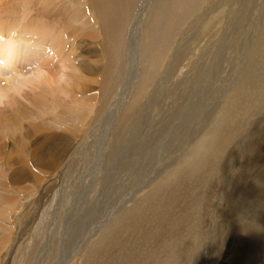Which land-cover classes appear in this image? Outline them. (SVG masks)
Masks as SVG:
<instances>
[{
    "label": "rangeland",
    "instance_id": "1",
    "mask_svg": "<svg viewBox=\"0 0 264 264\" xmlns=\"http://www.w3.org/2000/svg\"><path fill=\"white\" fill-rule=\"evenodd\" d=\"M153 1L150 10L142 9L145 0L137 2L132 14L129 9L130 33L138 22L135 35L127 38L124 30L120 37L115 52L118 60L105 96L100 90L101 30L88 0H0V35L7 52L0 64L3 77L15 72L17 77H28L38 71L33 59L23 57L25 46L11 40L29 19L32 28L43 21L44 26L67 35L69 39L62 40L65 51L72 49V42L80 44L73 57L82 56L85 61L70 64V74H78L76 66L80 64L83 75L73 78L66 91L50 93L53 95L40 103L38 111L30 105H25L29 113L24 114L16 104L5 108L10 117L6 115L0 123V264H63L67 258L68 264H255L247 255L256 253L263 255L260 260L264 262V248L252 245L255 239L251 238L256 215L263 218L264 225V201L258 205L261 209L255 207L264 200V183L257 187L254 181L264 176V159L258 160L257 155L264 158V55H258L253 68H249L247 55L261 39L258 17L264 15V1H212L213 6L221 5L223 16L225 13L227 28L221 47H227L228 57L224 52L218 57L208 39H196L207 15L206 0ZM8 26L12 29L4 31ZM29 26L21 35H33ZM143 31L149 39L142 45ZM90 35L96 40L89 41ZM198 44L207 49H202L201 59L189 65L191 48ZM173 47L170 58L167 53ZM154 59L156 63L164 60L156 82L149 95L137 102L136 86L141 76H148L142 67L153 64L149 61ZM244 80L249 83L248 90L238 88ZM103 97L107 102L97 114ZM131 97L138 106L133 119L120 128V116L132 104ZM228 100L237 113L224 116ZM54 107L58 108L55 113L66 112L65 117L54 115ZM227 133H231L229 137ZM223 135L225 139L216 147L210 145V137L217 141ZM31 159L40 161L43 168L33 166ZM22 161L31 168L26 177L16 172ZM181 172L183 179L178 178ZM168 187L178 192L173 194ZM161 201H169L168 207ZM160 217L166 224L173 221L174 235L157 236L154 224ZM247 243H252L256 253L244 248Z\"/></svg>",
    "mask_w": 264,
    "mask_h": 264
},
{
    "label": "bare ground",
    "instance_id": "2",
    "mask_svg": "<svg viewBox=\"0 0 264 264\" xmlns=\"http://www.w3.org/2000/svg\"><path fill=\"white\" fill-rule=\"evenodd\" d=\"M30 1V0H29ZM40 1H44V0H40ZM202 1V0H201ZM212 1L213 0H206V4H205V1H203L204 2V6H205V9H206V12H207V15H205V16H203V15H201V16H203L204 18H203V20H205V21H203V25L204 26H202L201 28H200V30H199V28H198V30H199V32H198V34L199 35H197V37H196V39H198V38H202V39H208L209 40V45L215 50V52H216V54L218 55V53L220 52L222 55H224L223 54V52L225 53V55H226V50H227V47H225V49H222V47H221V45H222V40H221V38H222V35H223V33L226 31V25H225V13H224V16H223V9H222V7H220V6H213L212 5ZM235 1V0H234ZM246 1V0H245ZM264 1V0H263ZM47 2H49V1H47ZM137 2H139V0H88V6H89V8L91 9V11L93 12V14L95 15V18H96V20L98 21V23H99V26H100V30H101V32H100V36H101V39H102V41H101V55L103 56V58L101 59V61H102V65H101V80H102V82H101V86H100V90H101V92H102V94L103 95H105L106 96V94H104L105 92H106V89L107 90H110V89H108V85H110L109 83H110V81H111V79H112V75H111V70H112V68H114L115 66V61H116V51H117V48L121 45V41H120V37H121V35H122V33H123V31L124 30H126V34H128V36L126 35L125 37H127V38H129V37H134V35H135V32H134V27H135V25L136 24H138V22H135V24L133 25V27L131 28V33H130V31L128 30L129 29V27H130V24H131V21H130V23L128 24V16H129V13H128V11H129V9H130V11H131V14L134 12V10L136 9V4H138ZM148 2H149V0H145V2L143 3V6L145 7H142V9H148V10H150V6L152 5L151 3H153L154 1L153 0H150V2H149V4H148ZM214 2V1H213ZM231 2V0L229 1V3ZM233 2V1H232ZM236 2V1H235ZM244 2V1H243ZM242 2V3H243ZM258 2V1H257ZM259 2H261V1H259ZM18 3H19V1H18ZM31 3V2H30ZM219 3V2H218ZM218 3H216L217 5H219ZM222 3H223V1H222ZM234 3V2H233ZM246 3H247V1H246ZM249 3V2H248ZM254 3V2H253ZM29 4V3H28ZM49 4V3H48ZM148 4V5H147ZM163 4H165L164 6H166V4L167 3H163ZM202 4V3H201ZM200 4V5H201ZM215 4V5H216ZM241 4V3H240ZM244 4H245V2H244ZM263 4V3H262ZM3 5V4H2ZM1 5V6H2ZM18 5H21V4H18ZM27 4H25V6H26ZM225 5V4H224ZM224 5H222V6H224ZM227 5V4H226ZM258 5H259V3H258ZM4 6V5H3ZM228 6H229V4H228ZM257 6V5H256ZM264 6V5H263ZM262 6V7H263ZM26 7H29V6H26ZM138 7V6H137ZM200 7V9H201V7H202V5L201 6H199ZM225 7V6H224ZM258 7V6H257ZM30 8V7H29ZM230 8V7H229ZM241 8V7H240ZM239 8V9H240ZM244 8V7H243ZM254 8H256V7H254ZM141 9V10H142ZM197 9V8H196ZM199 9V10H200ZM21 10V9H20ZM24 10V9H23ZM138 10V9H137ZM136 10V11H137ZM198 10V9H197ZM198 10V11H199ZM247 10V9H246ZM249 10V9H248ZM27 11V10H26ZM139 11V10H138ZM137 11V12H138ZM172 11H175V10H172ZM196 11V10H195ZM240 11V10H239ZM254 11V10H253ZM5 12V11H4ZM141 12V11H140ZM205 12V13H206ZM237 12V11H236ZM255 12V11H254ZM258 12V11H257ZM23 13H25V12H23ZM175 13V12H174ZM248 13H250V12H248ZM135 14V13H134ZM141 14H142V12H141ZM239 14H241V13H239ZM243 14V13H242ZM245 14H247V13H245ZM251 14V13H250ZM263 14V13H262ZM143 15V14H142ZM232 15H234V17H235V14H233L232 13ZM248 15V14H247ZM257 15V14H256ZM141 15L140 14H138V17H140ZM240 16V15H239ZM243 16V15H242ZM249 16V15H248ZM22 17V16H21ZM32 17V16H31ZM30 17V18H31ZM159 17V16H158ZM260 17H262V15L260 14ZM24 18H25V16L24 17H22V19H21V21H24ZM193 18V17H192ZM248 18V17H247ZM251 18V17H250ZM255 18V17H254ZM29 18H27V20H28ZM188 19V18H187ZM190 19V18H189ZM227 19V18H226ZM232 19H233V17H232ZM245 19V18H244ZM243 19V20H244ZM26 20V21H27ZM193 20V19H192ZM231 20V19H230ZM239 20H240V18H239ZM246 20V19H245ZM33 20L32 19H29V22L27 21L19 30H21V31H25V29H26V27L27 26H29V23H31ZM142 21V20H141ZM162 21V20H161ZM232 21V20H231ZM234 21V20H233ZM238 21V20H237ZM42 23L40 24V26H36V27H28L27 29H28V32H30L31 34H33V35H21L22 33H21V31H18V32H16V34L14 35V36H12L11 37V40L12 41H14V42H21L24 46H25V52L23 53V57L25 58V59H27V60H30V59H33L34 61H35V63L37 64V72L36 73H33L32 74V76L31 75H29L28 77H26V76H18V77H20L21 79H22V81H20V79L17 77V76H15V75H17L18 73H16L15 71V73L14 74H7V75H9V76H7V78H5V77H3V75H2V72L0 73V123H3L2 122V118L3 117H5L6 115L8 116V115H10V113L8 114V111H5L6 109V107L7 106H9V107H11L12 105H14V104H16V106H14L15 108L17 107V109H18V112H21V114L23 113L24 114V112H26V113H29L28 111H27V109H26V107H25V105H30V106H32L35 110H37L38 108H39V106L41 105L40 103L41 102H45V100L47 99V97L49 96V95H51L50 93H52V92H57V90H60V91H63L64 89H65V91L67 90V88L68 87H71L70 86V84L72 85L73 83H70V81L72 82V79L73 78H80V76L81 75H83L82 73H81V71L83 70V68H82V66L79 64L78 66H76V70H77V72H78V74H74V73H71L70 74V72H71V66H70V64L71 63H75V61L77 60V62H80L81 64H84V62L85 61H83V58H82V56H78V57H76V59L73 57V51H77L78 49H79V47H80V44H75V43H71L72 45H71V48L72 49H66V51H65V46H64V43L63 42H66L69 38H68V36L67 35H64L63 33H58V32H55V28H48L47 26H44V23H43V21H41ZM239 22V21H238ZM219 23H221V26L220 25H218V28L216 27V25L217 24H219ZM231 23V22H230ZM235 23H236V21H235ZM255 23H257V22H255ZM11 24V23H10ZM20 24V23H19ZM192 24H194V23H192ZM239 24V23H238ZM237 24V25H238ZM251 24V23H250ZM140 25H142V22L140 23ZM151 25V24H150ZM252 25V24H251ZM137 26V25H136ZM219 26H220V28H219ZM228 26V25H227ZM233 26V25H232ZM142 27V26H141ZM147 27V26H146ZM194 27V26H193ZM229 27V26H228ZM240 27V26H239ZM192 28V27H191ZM196 28V27H195ZM195 28H193V30H195ZM230 28V27H229ZM244 28V27H243ZM4 29V28H3ZM10 29H12V27H6V30H4V31H7V32H9V30ZM248 29V28H247ZM252 29V28H251ZM127 30H128V33H127ZM136 30V29H135ZM222 30V31H221ZM3 31V30H2ZM232 31V30H231ZM244 31V30H243ZM99 32V31H98ZM192 32V31H191ZM68 33V32H67ZM129 33H130V36H129ZM143 33H144V35H143V37H142V35H141V44L143 45L148 39H149V35H145V33L146 32H144L143 31ZM148 33V32H147ZM226 33V32H225ZM255 33V32H254ZM258 33H259V36H260V38L261 39H259V42L253 47V49L247 54L248 55V57H249V68H253V65L257 62V57H261V56H263L264 55V48H263V46H264V15H263V17L260 19L259 17H258ZM5 35V34H4ZM234 35V34H233ZM247 35V34H246ZM255 35V34H254ZM225 36H227V35H225ZM262 36V37H261ZM4 37V36H3ZM3 37L0 35V64H2L4 61H5V58H6V54H7V52H6V50H5V46H4V44H2V42H1V39H3ZM187 37V36H186ZM234 37H236V36H234ZM248 37V36H247ZM257 37V36H256ZM6 38V37H5ZM96 38L97 37H94V36H88V40L89 41H94V40H96ZM188 38V37H187ZM230 38V37H229ZM184 39V38H183ZM190 39V38H189ZM223 39H224V37H223ZM243 39V37L241 38V40ZM62 40H63V42H62ZM227 40V39H226ZM246 40V39H245ZM239 41H240V39H239ZM82 42V41H81ZM171 42H172V40H171ZM208 42V41H207ZM225 42V41H224ZM248 42V41H247ZM129 43V42H128ZM131 43V42H130ZM174 43V42H173ZM232 43V42H231ZM234 43H235V41H234ZM242 43V42H241ZM240 43V44H241ZM244 43V42H243ZM96 45V44H95ZM146 45H147V43H146ZM173 45V44H172ZM181 45V44H180ZM184 45V44H183ZM228 45H230V44H228ZM234 45H236V44H234ZM239 45V44H238ZM238 45H237V47H238ZM182 46V45H181ZM201 45H195V47H192L191 48V50H192V52H190L189 54V62H188V64L189 65H192L193 63H195L197 60H199V59H201L202 57H203V55H202V49H204V48H206L207 46L206 45H202V47H200ZM244 46H245V43H244ZM253 46V45H252ZM160 47V46H159ZM175 47V46H174ZM174 47L171 49L170 48V50H168V53H167V55L169 54V57L170 58H172V52H173V50H174ZM235 47V46H234ZM250 47H251V44H250ZM96 48V47H95ZM100 48V47H99ZM166 48V47H165ZM167 48H168V46H167ZM230 48V47H229ZM248 48V47H247ZM128 49V48H127ZM207 49V48H206ZM251 49V48H250ZM260 49L262 50L263 49V52H261L260 51ZM166 51V50H165ZM233 51H235V50H233ZM236 51H238V50H236ZM253 51V52H252ZM230 52V51H229ZM20 53V52H19ZM219 53V54H220ZM235 53H237V52H235ZM228 54V53H227ZM233 54H234V52H233ZM12 55H14V54H12ZM17 55V54H16ZM164 55V54H163ZM162 55V56H163ZM244 55V54H243ZM259 55V56H258ZM158 56V55H157ZM221 55H218V57H220ZM229 56V55H228ZM227 55H226V57H228ZM119 57V56H118ZM174 57V56H173ZM209 57V56H208ZM12 58V57H11ZM152 58V57H151ZM241 58V57H240ZM244 58V57H243ZM175 59V58H174ZM231 59V58H230ZM118 60V59H117ZM162 60V59H161ZM224 60V59H223ZM226 60V59H225ZM245 60V59H244ZM156 61H158L157 59H154V60H151V61H149V62H153V64H148V65H143V67H142V70H144L145 72H146V74L148 75L147 77H144L143 79H142V76L140 77V80H139V83L137 84V90H136V96L134 97V98H138V101L137 102H139V100H141V99H143V98H146L148 95H149V93L151 92V90H152V88H153V86H154V84H155V82H156V78H157V75H158V69L161 67V65L163 64V61L161 62V63H156ZM171 61V60H170ZM191 61V62H190ZM208 61V60H207ZM227 61V60H226ZM6 62H7V59H6ZM21 62V61H20ZM32 63H33V61H31ZM235 62V61H234ZM206 63V62H205ZM15 64V63H14ZM19 64V63H18ZM21 64V63H20ZM211 64H212V62H211ZM210 64V65H211ZM247 64V63H246ZM4 65V64H3ZM220 65V64H219ZM205 66H206V64H205ZM221 66V65H220ZM202 67H203V65H202ZM210 67V66H209ZM215 67V66H214ZM247 67V66H246ZM75 68V67H74ZM204 68V67H203ZM5 69V68H4ZM202 69V68H201ZM218 70H220L219 68H217ZM216 69V70H217ZM114 70V69H113ZM165 70H166V68H165ZM213 70H215L214 68H213ZM215 70V71H216ZM209 71V70H208ZM214 71V72H215ZM229 71V70H228ZM219 72V71H218ZM217 72V73H218ZM7 73H10V72H7ZM76 73V72H75ZM201 73V72H200ZM206 73V72H205ZM204 73V74H205ZM208 73V72H207ZM250 73V72H249ZM199 74V73H198ZM243 74V73H242ZM247 74V73H246ZM23 75H25V74H23ZM141 75V74H140ZM200 75V74H199ZM245 77V76H244ZM247 77V76H246ZM82 78H83V80H84V76H82ZM208 78V77H207ZM219 78V77H218ZM241 78H243L242 76H241ZM201 79V78H200ZM82 80V81H83ZM99 80V79H98ZM203 80V79H202ZM81 81V82H82ZM91 81H93V80H91ZM97 81V80H96ZM76 82V81H75ZM80 82V83H81ZM95 82V81H94ZM99 82V81H98ZM203 82V81H202ZM239 82H241V81H239ZM78 83V82H77ZM80 83H79V86H81L80 85ZM91 83V82H90ZM89 83V84H90ZM198 83H200V82H198ZM87 84V83H86ZM85 84V85H86ZM75 85H77V84H75ZM176 85V84H175ZM79 86L77 85V90L78 91H80V89H79ZM249 86V83L247 82V80H244L243 82H241L240 83V85L238 86V88H242V89H244V88H247ZM22 87H26V88H28V95H26V93H25V91H27V89L25 90V89H23V91H24V94H21L23 91L21 90L22 89ZM73 87V86H72ZM81 89L83 88V87H80ZM208 88H210V87H208ZM70 89H72V88H70ZM204 89V88H203ZM250 89V91L252 90V88L250 87L249 88ZM255 89V88H254ZM47 90V91H46ZM148 90H149V92H148ZM218 90V89H217ZM235 90V89H234ZM246 90H248V88L246 89ZM22 91V92H21ZM33 91V92H32ZM47 92L46 94H44L43 92ZM59 91V92H60ZM236 91V90H235ZM21 92V93H20ZM29 92H30V94H31V92H32V94L30 95L29 94ZM68 92V91H67ZM215 92V91H214ZM233 92V91H232ZM90 93V92H89ZM148 93V94H147ZM200 93V92H199ZM202 93V92H201ZM133 94V93H132ZM234 94H235V92H234ZM242 94H244V92L242 93ZM261 94V93H260ZM53 95V94H52ZM51 95V96H52ZM56 95V94H55ZM66 95H68V94H66ZM82 95V94H81ZM254 95H255V93H254ZM96 96V95H95ZM132 96V95H131ZM195 96H197V95H195ZM201 96V95H200ZM208 96V95H207ZM206 96V97H207ZM216 96V95H215ZM256 96V95H255ZM204 97H205V95H204ZM209 97V96H208ZM52 98V97H51ZM87 98V97H86ZM108 98V97H107ZM210 98H211V96H210ZM234 98V97H233ZM264 98V97H263ZM106 97H103V99L101 100V103H100V107H99V110H97V114L100 112V110L101 109H103L102 107H103V105H105V103L107 102L106 100ZM110 99V98H109ZM109 99H108V101H109ZM197 99V98H196ZM20 100L22 101H24V102H29V103H23V104H21L20 103ZM103 100H105L104 101V103H102V101ZM111 100V99H110ZM118 100V99H117ZM164 100V99H163ZM205 100V99H204ZM49 101V100H48ZM91 101H92V99H91ZM132 101H133V98L131 97V99H130V102L132 103ZM207 101V100H206ZM212 101V100H211ZM211 101H208V105H209V103L211 102ZM235 101H237V100H235ZM50 102V101H49ZM136 102V103H137ZM197 103H198V101H196ZM213 102V101H212ZM257 102V101H256ZM78 103V102H77ZM76 103V104H77ZM91 103H93V102H91ZM136 103H132V104H130L128 107L126 106V108H125V110H124V113L120 116L121 118H120V123H119V126H120V128H122V127H124V125L126 124V123H128V122H130V120H132L133 118H132V115H134L135 113L133 112L134 111V109L138 106ZM191 103V102H190ZM257 103H260V102H257ZM43 104V103H42ZM46 104H48V102L46 103ZM199 104V103H198ZM205 104V103H204ZM211 104H213V103H211ZM50 105H52V103H50ZM73 105V104H72ZM83 105V104H82ZM193 105V104H192ZM43 106H44V104H43ZM196 106V105H195ZM198 106V105H197ZM202 106V105H201ZM221 106H223V105H221ZM225 108L224 107H221L222 109L224 108V110L226 111V112H224V113H226L224 116H226V115H230V113H237L236 111H232L231 109H232V107H233V103H232V101H230V100H228V101H226V103H225ZM2 107V108H1ZM29 107V106H28ZM91 107V106H90ZM213 107V106H212ZM31 108V107H30ZM42 108H44V107H42ZM46 108H48L47 106H46ZM51 108H52V106H51ZM50 108V109H51ZM204 108H205V106H204ZM207 108V107H206ZM220 108V107H219ZM8 109V108H7ZM10 109V108H9ZM14 109V108H13ZM12 109V110H13ZM45 109V108H44ZM58 108H53L52 109V113H54V115H56V116H60L59 118H62L63 116H64V114H66V112L63 114L62 112H63V110H62V112H57V113H55V111L57 110ZM78 109V108H77ZM98 109V108H97ZM202 109V108H201ZM198 110V109H197ZM219 110H221V109H219ZM218 110V111H219ZM223 110V111H224ZM14 111V110H13ZM12 111V112H13ZM38 111V110H37ZM36 111V112H37ZM72 111V110H71ZM70 111V112H71ZM202 111V110H201ZM216 111H217V109H216ZM215 111V112H216ZM242 111V110H241ZM9 112H11L10 110H9ZM67 112H68V110H67ZM79 112V111H78ZM111 112V111H110ZM199 112H200V109H199ZM230 112V113H229ZM16 113V112H15ZM15 113H13V114H15ZM38 113V112H37ZM75 113H77V112H75ZM194 113H195V111H194ZM196 113H198V112H196ZM221 113V112H220ZM223 113V114H224ZM12 114V113H11ZM50 114V113H49ZM72 114H73V111H72ZM108 114V113H107ZM214 114V113H213ZM243 114V113H242ZM69 115H71V114H69ZM110 115V114H109ZM218 115H220V114H218ZM16 116V115H15ZM98 116V115H97ZM198 116V115H197ZM202 116V115H201ZM236 116H238V115H236ZM8 117H10V116H8ZM12 117H14V115L12 116ZM65 117V116H64ZM109 117V116H108ZM199 117V116H198ZM227 117H229V116H227ZM231 117H232V115H231ZM7 118V117H6ZM197 118V117H196ZM9 119V118H8ZM109 119V118H108ZM198 119V118H197ZM14 120H16L15 118H14ZM63 120V119H62ZM196 120V119H195ZM194 120V121H195ZM11 121V120H10ZM10 121H8V122H10ZM42 121V120H41ZM192 121H193V119H192ZM201 121V120H200ZM5 122V121H4ZM108 122V121H107ZM215 122V121H214ZM228 122H229V120H228ZM230 122H231V120H230ZM229 122V123H230ZM137 123V122H136ZM210 124V123H209ZM232 124H233V122H232ZM5 125V124H4ZM90 125V124H89ZM223 125V124H222ZM9 126V125H8ZM108 126V125H107ZM176 126V125H175ZM102 127V126H101ZM129 127V126H128ZM195 127H197V126H195ZM231 127H233V126H231ZM5 128H7L6 126H5ZM12 128V127H11ZM10 128V129H11ZM20 128V127H19ZM91 128V127H90ZM140 128V127H139ZM226 128V127H225ZM1 129H2V127H1ZM15 129V128H14ZM95 129V128H94ZM124 129V128H123ZM122 129V130H123ZM201 129V128H200ZM4 130V129H3ZM2 130V131H3ZM167 130V129H166ZM17 131H19V130H17ZM20 131H22V130H20ZM107 131L108 130H106V132H105V134L107 133ZM227 131V130H226ZM15 132V131H14ZM117 132V131H116ZM115 131H114V133H116ZM260 132V131H259ZM12 133H13V131H12ZM162 133V132H161ZM214 133H215V131H214ZM218 133V132H217ZM117 134L119 135V133L117 132ZM208 134H210V133H208ZM219 134H222V133H220L219 132ZM218 134V135H219ZM230 134L231 133H227V134H225V135H227L228 137L230 136ZM260 134V133H259ZM14 135V134H13ZM163 135V134H162ZM213 135V134H212ZM225 135H223L222 136V138L221 139H218L217 138V141H215L213 138H211L210 137V140H209V143H210V145L211 146H215L218 142H221L222 140H224L225 139ZM258 135V134H257ZM8 136V135H7ZM164 136V135H163ZM221 136V135H220ZM261 136V135H260ZM121 137V136H120ZM198 137V136H197ZM2 138V137H1ZM7 138V137H6ZM214 138H215V136H214ZM263 138V137H262ZM120 139V138H119ZM123 139V138H122ZM130 139V138H129ZM220 140V141H219ZM65 141V140H64ZM169 141H170V139H169ZM108 142V141H107ZM129 142V141H128ZM155 142H157V140L155 141ZM159 142V141H158ZM161 142V141H160ZM173 142V141H172ZM261 142V141H260ZM259 142V143H260ZM105 143V142H104ZM255 143H256V141H255ZM254 143V144H255ZM22 144V143H21ZM90 144H92V143H90ZM108 144V143H107ZM153 144V143H152ZM163 144V143H162ZM200 144V143H199ZM104 145V144H103ZM201 145V144H200ZM207 145V144H206ZM112 145L110 144V147H111ZM133 146V145H132ZM203 145H201V147H202ZM264 146V145H263ZM2 147H4V145L2 146ZM1 147V148H2ZM25 147V146H24ZM216 147V146H215ZM257 147H259L258 145H257ZM109 148V147H108ZM115 148V147H114ZM137 148V147H136ZM253 148H255V147H253ZM252 148V149H253ZM23 149V148H22ZM51 149H52V147H51ZM112 149V148H111ZM174 149H175V147H174ZM207 149H210V146H209V148H207ZM258 149V148H257ZM104 150V149H103ZM116 150V149H115ZM114 150V151H115ZM185 150V149H184ZM253 150H255V149H253ZM49 151V150H48ZM69 151V150H68ZM209 151L210 150H208V152L207 153H209ZM100 152H101V150H100ZM253 153L254 152H256V150L255 151H252ZM257 152H259V150L257 151ZM264 152V151H263ZM77 153V152H76ZM79 153V152H78ZM259 153H261V150H260V152ZM120 154V153H119ZM252 154V153H251ZM256 154V153H255ZM191 155V154H190ZM235 155V154H234ZM258 155V160H261V158L262 159H264L263 157H262V155H259V154H257ZM129 156V155H128ZM153 156V155H152ZM64 157V156H63ZM94 157V156H93ZM102 157V156H101ZM179 157V156H178ZM248 157V156H247ZM17 158V157H16ZM37 159H39L38 157H36ZM36 158H34V159H36ZM100 158V157H99ZM103 158V157H102ZM154 158V157H153ZM36 159V160H37ZM19 160V159H18ZM66 160V159H65ZM114 160V159H113ZM118 160V159H117ZM246 160V159H245ZM254 160V159H253ZM252 160V161H253ZM6 161H8V160H6ZM39 161V160H38ZM64 161V160H63ZM106 161H107V159H106ZM247 161V160H246ZM31 163H32V165L34 166V165H38L39 164V162H35L33 159H31V161H30ZM248 162H250V161H248ZM56 163V162H55ZM60 163V162H59ZM79 163V162H78ZM109 163V162H108ZM112 163V162H111ZM158 163V162H157ZM262 163V162H261ZM261 163H259L260 164V166H261ZM264 163V162H263ZM262 163V164H263ZM43 164V163H42ZM53 164V163H52ZM58 164V163H57ZM249 164V163H248ZM252 164L254 165V162H252ZM19 168L18 169H16L17 171L16 172H18V174H25L24 176L26 177V174L27 175H29L30 173V169L31 168H29V164L28 163H26V161H22L21 163H19ZM31 165V166H32ZM56 165V164H55ZM84 165V164H83ZM108 165V164H107ZM123 165V164H122ZM171 165V164H170ZM169 165V166H170ZM258 165V164H257ZM42 167L43 168V166H41V164H39L37 167ZM68 166V165H67ZM95 166V165H94ZM161 166V165H160ZM166 166H167V164H166ZM221 166V165H220ZM260 166H258V167H260ZM36 167V166H35ZM55 167V166H54ZM57 167V166H56ZM146 167V166H145ZM158 167V166H157ZM168 167V166H167ZM248 167H249V165H248ZM258 167H256V168H258ZM263 167V166H262ZM253 168V167H252ZM38 169V168H37ZM83 170V169H82ZM216 170V169H215ZM214 170V171H215ZM218 170V169H217ZM248 170V169H247ZM246 170V171H247ZM98 171V170H97ZM222 171V170H221ZM244 171V170H243ZM250 171V170H249ZM255 171V170H254ZM251 172V171H250ZM256 172V171H255ZM255 172H254V174H255ZM182 173V172H181ZM181 173H178L179 175H178V178H180V179H183V178H181V177H183V176H185L183 173L181 174ZM211 173V172H210ZM258 173V172H257ZM257 173H256V175L254 176V177H257L258 175H257ZM263 173V172H262ZM94 174V173H93ZM176 174H177V172L175 173V176H176ZM264 174V173H263ZM241 175H242V173H241ZM240 175V176H241ZM259 175H261V174H259ZM14 176V175H13ZM12 176V177H13ZM89 176H90V174H89ZM174 176V177H175ZM239 176V177H240ZM247 176H248V173H247ZM19 177H20V175H19ZM25 177H24V179H25ZM27 177H29V176H27ZM36 177V176H35ZM18 178V177H17ZM32 178H34V176L32 177ZM243 178V177H242ZM35 179V178H34ZM36 179H38V177H36ZM245 179V178H244ZM248 179V178H247ZM257 179V178H256ZM255 178H254V181L256 182V185H257V187H259V186H263V184H262V182L264 183V176L262 175L258 180H256ZM15 180H17V179H15ZM20 180H22V179H20ZM170 180V179H169ZM187 180V179H186ZM240 180V179H239ZM30 181V180H29ZM37 181H41V180H37ZM177 181V180H176ZM243 181H245V180H243ZM11 182H12V180H11ZM15 182V181H14ZM21 182V181H20ZM23 182V181H22ZM181 182H182V180H181ZM239 182H241V181H239ZM176 183H180V181L179 182H176ZM244 184V183H243ZM242 184V185H243ZM175 185H177V184H175ZM179 185V184H178ZM245 185V184H244ZM243 185V186H244ZM174 186V185H173ZM172 185H171V187H173ZM170 187V188H171ZM255 187V186H254ZM257 187H255V188H257ZM264 187V186H263ZM169 188V187H168ZM169 188V191L170 192H172L173 194H175V193H177L178 192V189H176V188H173V190H172V188L170 189ZM180 188V187H179ZM241 188H242V186H241ZM253 188V187H252ZM255 188H253V189H255ZM209 190V189H208ZM241 190V189H240ZM252 190V189H251ZM253 192H254V190H253ZM251 193H252V191H251ZM253 194V193H252ZM251 194V195H252ZM178 195V194H177ZM199 195V194H198ZM246 195V194H245ZM250 195V194H249ZM250 195V196H251ZM174 196H176V195H174ZM243 196V195H242ZM164 197V196H163ZM177 198V197H176ZM246 198V197H245ZM247 199H249V198H247ZM234 200V199H233ZM239 200V199H238ZM163 201V200H162ZM161 201V202H162ZM246 201V200H245ZM263 201L264 200H261V201H259V203L258 204H256L255 205V207L256 208H260L261 209V207H258V205L259 204H262L263 203ZM168 202L169 201H167V202H162V204L164 203V208H167L168 207ZM175 202H176V199H175ZM174 202V203H175ZM240 202V201H239ZM229 204V203H228ZM264 205V204H263ZM224 206V205H223ZM234 207V206H233ZM253 207H254V205H253ZM234 209V208H233ZM244 209H245V207H244ZM264 209V208H263ZM170 210V217L171 218H173L172 217V214H171V210L172 209H169ZM215 210V209H214ZM255 210V209H254ZM261 211V210H260ZM174 212V211H173ZM230 212V211H229ZM254 212V211H253ZM175 213V212H174ZM225 213V212H224ZM241 213V212H240ZM256 213H259V210L257 209L256 210V212H255V215H256ZM243 214V213H242ZM173 215H175V214H173ZM179 215H181V214H179ZM229 215V214H228ZM239 216V215H238ZM257 217H258V221H255V226H256V228H254V233H253V235L251 236V238H254L255 239V241H254V243L252 244V243H247V245H245L244 246V248H246V246H247V249L246 250H249V249H251V251H253V252H255L256 253V249L254 248V247H251V244L252 245H254V244H256V248H257V246H262L263 248H264V229L262 228L264 225H263V222H262V220H263V218L261 217V218H259V216L258 215H256ZM182 218V217H181ZM181 218H180V220H181ZM194 218V217H193ZM229 218V217H228ZM236 218V217H235ZM243 218V217H242ZM183 219V218H182ZM184 220V219H183ZM182 220V221H183ZM241 220V219H240ZM254 220H256V219H254ZM192 221V220H191ZM155 222V221H154ZM251 222V221H250ZM190 223V222H189ZM224 223V222H223ZM182 224V223H181ZM154 227H155V229H157V236H160L162 233H165L166 235H174L175 233H176V231H175V229L173 230V221H170L168 224H166L165 223V220L162 218V217H160L159 219H157L156 220V222H155V224H154ZM161 237V236H160ZM156 238V237H155ZM173 238H175V237H173ZM159 239V238H158ZM253 240V239H252ZM251 247V248H250ZM258 248H260V247H258ZM260 250H262V249H260ZM264 250V249H263ZM249 252V251H248ZM260 252V251H259ZM258 252V253H259ZM248 254V253H247ZM246 254V255H247ZM64 256V255H63ZM73 256V255H72ZM247 256H249V257H247L248 259H249V262L251 263V261H250V259L252 260V262L253 263H255V264H260L261 263V260H260V258H261V256H263V255H261V256H258V254L256 253V255H252V254H249V255H247ZM69 257V256H68ZM228 259V258H227ZM263 259V258H262ZM129 260H131V259H129ZM246 260V259H245ZM248 261V260H247ZM68 262H69V258H67V259H65L64 260V262H63V264H68ZM241 262V261H240ZM245 262V261H244ZM62 264V263H61ZM131 264V263H130ZM252 264V263H251ZM261 264H264V262L263 263H261Z\"/></svg>",
    "mask_w": 264,
    "mask_h": 264
}]
</instances>
